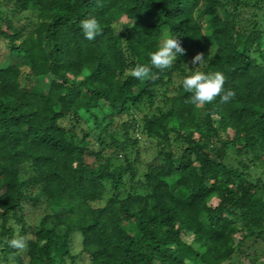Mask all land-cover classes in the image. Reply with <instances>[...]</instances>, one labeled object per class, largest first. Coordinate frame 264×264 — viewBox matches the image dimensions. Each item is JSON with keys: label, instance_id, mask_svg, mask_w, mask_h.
Instances as JSON below:
<instances>
[{"label": "trees", "instance_id": "16d2710c", "mask_svg": "<svg viewBox=\"0 0 264 264\" xmlns=\"http://www.w3.org/2000/svg\"><path fill=\"white\" fill-rule=\"evenodd\" d=\"M0 51V264H264V0H0Z\"/></svg>", "mask_w": 264, "mask_h": 264}, {"label": "clouds", "instance_id": "9594fccd", "mask_svg": "<svg viewBox=\"0 0 264 264\" xmlns=\"http://www.w3.org/2000/svg\"><path fill=\"white\" fill-rule=\"evenodd\" d=\"M80 30L86 40H93L100 31L99 22L95 17L86 18L80 22ZM184 49L180 46L177 36L163 35L159 46L149 54V63L152 68L161 71L168 69L177 57L182 55ZM202 56L197 54L192 63L201 62ZM131 75L138 80L147 78L150 75L148 65L138 64L131 69ZM225 77L220 72L205 73L194 71L191 75L185 76L182 80V88L190 93V101L195 106L211 102L220 95L222 101H228L233 93L229 90L221 95L224 87ZM23 240L13 239L10 244L15 247H23Z\"/></svg>", "mask_w": 264, "mask_h": 264}, {"label": "rangeland", "instance_id": "374dc122", "mask_svg": "<svg viewBox=\"0 0 264 264\" xmlns=\"http://www.w3.org/2000/svg\"><path fill=\"white\" fill-rule=\"evenodd\" d=\"M167 35V34H166ZM16 59V57H9L8 53L6 51H0V65H7L8 63H12L14 62ZM37 82L42 84L43 86L47 87V84H48V80H46L45 78H39L37 79ZM84 127H86L84 125ZM146 147L143 148L142 150H146L149 146V143H146ZM216 202H214L215 204ZM42 214V208H28L27 209V219L29 222H31L32 225H36L39 217L41 216ZM80 239H76L72 245L73 247V252L74 254L76 255H79L80 258L78 259L77 261V264H88V260L85 256L81 255V243H80Z\"/></svg>", "mask_w": 264, "mask_h": 264}]
</instances>
